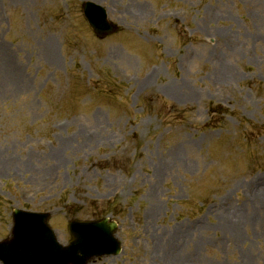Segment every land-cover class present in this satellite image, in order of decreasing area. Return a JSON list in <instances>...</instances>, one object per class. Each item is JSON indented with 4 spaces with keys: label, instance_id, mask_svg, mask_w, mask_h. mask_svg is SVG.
Returning a JSON list of instances; mask_svg holds the SVG:
<instances>
[{
    "label": "rangeland",
    "instance_id": "rangeland-1",
    "mask_svg": "<svg viewBox=\"0 0 264 264\" xmlns=\"http://www.w3.org/2000/svg\"><path fill=\"white\" fill-rule=\"evenodd\" d=\"M15 209L116 221L90 264H264V0H0V241Z\"/></svg>",
    "mask_w": 264,
    "mask_h": 264
},
{
    "label": "water",
    "instance_id": "water-1",
    "mask_svg": "<svg viewBox=\"0 0 264 264\" xmlns=\"http://www.w3.org/2000/svg\"><path fill=\"white\" fill-rule=\"evenodd\" d=\"M84 12L99 38L116 31L100 6L88 2ZM50 218V213L15 210L12 238L0 242V261L3 264H88L95 257L117 256L122 250L121 242L115 237L118 225L108 218L92 222L71 220L69 231L73 240L66 247L58 243Z\"/></svg>",
    "mask_w": 264,
    "mask_h": 264
},
{
    "label": "bare ground",
    "instance_id": "bare-ground-1",
    "mask_svg": "<svg viewBox=\"0 0 264 264\" xmlns=\"http://www.w3.org/2000/svg\"><path fill=\"white\" fill-rule=\"evenodd\" d=\"M97 4H99V3H97ZM236 230L241 231V228L239 227V228H237ZM237 235H238V236H241L240 233H238Z\"/></svg>",
    "mask_w": 264,
    "mask_h": 264
}]
</instances>
